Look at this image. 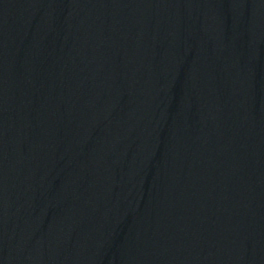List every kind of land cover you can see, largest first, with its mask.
Listing matches in <instances>:
<instances>
[{
	"label": "water",
	"instance_id": "obj_1",
	"mask_svg": "<svg viewBox=\"0 0 264 264\" xmlns=\"http://www.w3.org/2000/svg\"><path fill=\"white\" fill-rule=\"evenodd\" d=\"M0 264H264V0H0Z\"/></svg>",
	"mask_w": 264,
	"mask_h": 264
}]
</instances>
